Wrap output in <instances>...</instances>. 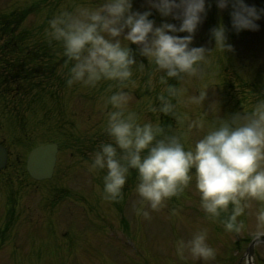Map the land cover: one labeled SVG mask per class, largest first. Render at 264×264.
<instances>
[{"label": "rangeland", "instance_id": "374dc122", "mask_svg": "<svg viewBox=\"0 0 264 264\" xmlns=\"http://www.w3.org/2000/svg\"><path fill=\"white\" fill-rule=\"evenodd\" d=\"M100 2L0 0V19L13 11L27 12L26 19L18 26L21 34H25L26 43L38 45L46 53L48 62L55 60L54 57L58 61L62 59L53 69L46 70L49 65L43 66L42 77L35 81L34 91L20 107L0 96V139L11 144L13 164L16 156L24 161L28 148L39 140L58 139L67 147L61 155L58 178L46 184H30L18 163L0 172V264H151L157 261L154 254L161 258L159 264H194L190 257L187 261L179 259L176 242L191 238L194 232L205 227L197 223L191 226L178 215L181 202L188 208L184 204L186 191L192 196V189L196 195L195 181L178 198L173 197L160 211L154 212L135 191L138 181L134 169L124 187L123 199L116 202L103 198L106 170L95 174L88 170L87 164L99 145L110 142L106 127L111 107L106 104V99L118 86L112 81H102L95 88L78 83L68 86L71 62L64 58L62 45L49 40L46 30L49 21L62 12L72 11L78 5L95 7ZM247 2L258 8L264 7V0ZM149 7L147 0H133L134 11L143 12ZM152 12L150 18L155 19L157 25L165 20L179 23L161 17L155 9ZM229 12L230 8L220 10L212 2L206 19L195 34L194 46L212 50L208 64L202 68V77L186 79L180 84L174 78L168 81L182 90L179 102L173 101L177 116L174 131L184 137L186 147L194 144L207 127L220 118L251 111L258 101L264 100V88L262 91L251 85L255 82L264 87V19L257 22L261 26L258 31L245 30L237 34L231 28ZM221 22L227 29L228 43L233 45L234 51L215 49V41L210 38V29ZM130 47L137 61L129 84L132 90L130 108L137 114L138 122L158 124L160 112L152 109H158L157 97L167 85L159 82L162 73L139 54L138 46L131 44ZM140 63L144 64L142 69ZM227 82L233 87H227ZM201 89L208 93L205 107L184 103L188 96L198 95ZM210 103L217 104L215 115L207 112ZM195 122L203 123L205 128H193L189 132L188 124ZM172 203L178 204V212L171 209L169 205ZM255 208L253 203L249 213ZM145 211L149 213L147 217ZM186 215L189 216V212ZM176 216L179 223L168 224L167 221ZM246 220L250 221L251 215ZM217 225L221 236L218 233L215 239L213 236L212 240L209 238L210 245L217 250V258L212 264H237L252 237L250 231L230 234L225 232L221 223ZM111 228L115 230L110 231ZM101 230L114 233L101 237L104 235ZM238 238L239 248L231 245ZM225 239L229 241L221 246ZM132 240L143 258L148 259L142 261L135 257ZM255 264H264V244L256 247Z\"/></svg>", "mask_w": 264, "mask_h": 264}, {"label": "clouds", "instance_id": "9594fccd", "mask_svg": "<svg viewBox=\"0 0 264 264\" xmlns=\"http://www.w3.org/2000/svg\"><path fill=\"white\" fill-rule=\"evenodd\" d=\"M146 11L133 10V0H101L98 6L78 5L49 21L46 34L50 41L62 45L71 62L67 84H81L95 88L102 81L118 86L107 97L111 111L107 114L106 133L110 142L101 143L87 164L90 172L106 170L103 176V198L109 202L123 199V190L131 171L136 172L135 191L154 212L167 201L178 197L192 182L199 193V207L211 222L221 220L225 232L239 234L250 231L253 241H264V100L251 111L220 118L207 127L189 147L184 137L166 132L151 121L138 122L131 110L130 82L137 66L131 44L139 54L154 65L161 84L167 87L158 95V109L164 115L175 116L181 89L186 79H200L202 68L209 62L212 50L194 46L195 34L207 17L212 2L218 9L230 8L231 28L258 31L264 19V7L258 8L247 0H147ZM152 9L165 20L156 24ZM186 33V35H179ZM215 49L234 51L228 43L223 22L210 29ZM142 69L143 63L139 64ZM151 86V77L148 81ZM206 89L190 95L186 105L205 107ZM207 112H217V104L210 103ZM203 130L201 122L189 123L188 130ZM255 203V211L249 209ZM147 217L149 213L144 212ZM251 215V220H246ZM181 261L190 257L194 264H212L217 250L208 240V231L198 229L191 238L176 242ZM252 264L250 257H246Z\"/></svg>", "mask_w": 264, "mask_h": 264}, {"label": "trees", "instance_id": "16d2710c", "mask_svg": "<svg viewBox=\"0 0 264 264\" xmlns=\"http://www.w3.org/2000/svg\"><path fill=\"white\" fill-rule=\"evenodd\" d=\"M13 15V17L11 15L9 18L0 20V56L2 55L0 59L1 67H3L0 69V76L8 77L6 81H16L15 93H19L26 90L27 86L37 79L36 73H39L40 69L33 66L34 62L29 60V56L20 59L23 55H28L29 52L32 54V50H27L28 47L26 45L24 47L23 35L15 34L16 27H18L20 19L24 16ZM7 53L17 57V59L10 60L7 63L8 66H5ZM6 71H9L10 74H7Z\"/></svg>", "mask_w": 264, "mask_h": 264}, {"label": "water", "instance_id": "95a60500", "mask_svg": "<svg viewBox=\"0 0 264 264\" xmlns=\"http://www.w3.org/2000/svg\"><path fill=\"white\" fill-rule=\"evenodd\" d=\"M56 144H48L46 146L37 147L34 149L28 158V170L32 176L41 179L50 177L53 172L56 160ZM6 164V151L0 146V168ZM253 241L248 252L247 257L253 259Z\"/></svg>", "mask_w": 264, "mask_h": 264}]
</instances>
